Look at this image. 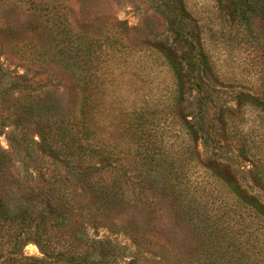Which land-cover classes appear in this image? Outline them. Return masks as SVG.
Returning <instances> with one entry per match:
<instances>
[{"label": "trees", "instance_id": "1", "mask_svg": "<svg viewBox=\"0 0 264 264\" xmlns=\"http://www.w3.org/2000/svg\"><path fill=\"white\" fill-rule=\"evenodd\" d=\"M214 1L216 33L252 53L263 82L264 0ZM161 6L170 53L157 52L173 77L172 104L166 109L174 110L165 115V126L146 97L130 124L119 120L112 129H103L106 136L89 140L88 130L98 134L94 127L101 118L91 106L94 97H86L82 88L89 80L82 70L67 71L80 88L77 115L49 122L34 112L41 111L37 107L45 103L47 92H36L39 84L27 78V70L8 78L7 85L21 96L9 100L12 107L0 116L1 129L15 128L9 135L10 151L18 146L17 154L25 143L29 150H46L42 161L57 174L46 173L47 185L36 191L38 202L10 206L0 196V253L6 257L0 264H264V205L258 195L253 200L225 178V172H248L264 194V92H226L230 88L216 85L203 28L186 0H163ZM254 18L262 21V28L253 27ZM144 47L153 49L149 43ZM228 96L231 102L222 100ZM219 100L232 106H218ZM184 101L186 116L177 110ZM250 112L253 121L248 124L244 117ZM30 127L43 132L39 143L27 139ZM119 141L125 143L123 148ZM9 162V153L0 146L4 190L13 182ZM198 168L204 171L201 176L195 175ZM212 180L229 183L226 193L232 197L214 190ZM169 207L175 219L168 221L173 241L167 243L160 220L169 219ZM98 229L124 234L135 251L129 254L128 247L101 237ZM180 231L185 233L182 239ZM28 243L38 247L42 258L24 255Z\"/></svg>", "mask_w": 264, "mask_h": 264}, {"label": "rangeland", "instance_id": "2", "mask_svg": "<svg viewBox=\"0 0 264 264\" xmlns=\"http://www.w3.org/2000/svg\"><path fill=\"white\" fill-rule=\"evenodd\" d=\"M162 2L163 0H0V116H6L12 107L9 100L21 98L16 93L17 90L7 85L8 78L15 74L22 75L26 70L27 78L39 84L36 92H47L45 103L38 104L37 107L41 111L34 112L42 113L47 122L57 116H76L82 97L76 78L71 77L67 71L79 69L89 78L82 88L86 97L93 96L95 99L91 106L99 113L101 121L94 128L99 129L98 134L103 135L100 137L94 134V130H88L87 139L103 138L106 136L103 129H112L111 126L119 120L125 125L130 124L146 97L152 100L153 112L161 118L160 124L165 126L169 123L165 115L174 109H166L167 104H172L173 77L165 67L167 62L157 52L170 53L167 49L170 37L165 32L166 26L160 14L163 10ZM186 3L192 17L203 28L206 51L214 67L213 73L218 79L216 85L230 88L226 92L231 89L243 90L253 95L264 92V80L262 82L257 76L261 65L255 63L252 53L236 42L228 44L230 36L221 38L216 33L217 26L213 20L216 15L215 1L186 0ZM261 22L259 18H254L253 27L257 30L262 28ZM148 43L153 47L151 51L144 47ZM47 68L52 70L49 71L52 75L47 74ZM21 83L18 82L17 86ZM159 98L161 105L158 103ZM222 100L231 102L232 98L228 96ZM221 103L219 100L218 106ZM186 104L185 101L181 102L177 109L182 116L188 115ZM222 104L232 106V103ZM161 110L164 114H161ZM84 113L86 114V110ZM246 116L244 118L248 124L253 121V113ZM30 128L27 139L39 143L38 134L43 132L36 127ZM13 132L15 128L10 125L0 128V146L9 153L7 168L13 179L10 190L0 187V196L10 206H18L24 200L38 202L36 191L47 185L46 173L49 171V176H54L57 172L42 161L47 158L46 150L40 151L35 146L29 150L25 143L17 154L18 146L10 151L9 135H14ZM15 138L17 142L21 140L17 136ZM17 142L13 141V144ZM119 144L122 148L125 146L122 141ZM30 145L28 143V147ZM94 145L91 142V146ZM196 147L201 154L200 143ZM120 163L127 164L128 161ZM245 168L244 171L251 170ZM202 173L204 171L198 168L195 175L201 176ZM225 174V178L240 186L244 194L253 197L258 195L264 205V194L254 187L252 176L248 172ZM228 185L225 182V186L229 188ZM225 186L213 181L214 190L232 197ZM158 192H161V188ZM161 215L164 216L163 212ZM168 217V220H160L165 234L163 241L167 243L169 240L173 241V228L168 224V221L173 222L175 219L172 207H169ZM180 232L182 239L185 233ZM117 233L98 229V235L128 247V252L133 253L136 247L132 241L124 234ZM23 253L29 259L42 258L34 243L25 245ZM4 259L5 255L0 253V262Z\"/></svg>", "mask_w": 264, "mask_h": 264}]
</instances>
